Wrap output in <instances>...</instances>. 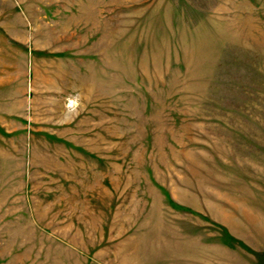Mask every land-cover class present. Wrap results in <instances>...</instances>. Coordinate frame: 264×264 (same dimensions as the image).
Segmentation results:
<instances>
[{
  "label": "rangeland",
  "instance_id": "rangeland-1",
  "mask_svg": "<svg viewBox=\"0 0 264 264\" xmlns=\"http://www.w3.org/2000/svg\"><path fill=\"white\" fill-rule=\"evenodd\" d=\"M0 264H264V0H0Z\"/></svg>",
  "mask_w": 264,
  "mask_h": 264
}]
</instances>
